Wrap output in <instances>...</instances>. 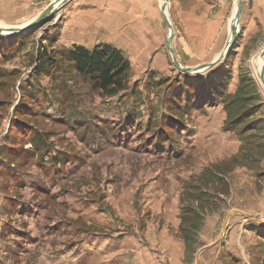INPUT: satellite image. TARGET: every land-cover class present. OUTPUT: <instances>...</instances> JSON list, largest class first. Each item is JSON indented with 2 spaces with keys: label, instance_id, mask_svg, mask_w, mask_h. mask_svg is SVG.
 Masks as SVG:
<instances>
[{
  "label": "rangeland",
  "instance_id": "374dc122",
  "mask_svg": "<svg viewBox=\"0 0 264 264\" xmlns=\"http://www.w3.org/2000/svg\"><path fill=\"white\" fill-rule=\"evenodd\" d=\"M55 1L14 0L0 29ZM69 1L0 33V264H264L256 66L203 103L208 93L185 94L190 80L167 64H130L126 89L104 97L64 57L98 39ZM40 53L54 67L35 76ZM33 136L47 145L43 161ZM53 158L56 181L42 169Z\"/></svg>",
  "mask_w": 264,
  "mask_h": 264
},
{
  "label": "crops",
  "instance_id": "0c3cea01",
  "mask_svg": "<svg viewBox=\"0 0 264 264\" xmlns=\"http://www.w3.org/2000/svg\"><path fill=\"white\" fill-rule=\"evenodd\" d=\"M13 1L0 0V9L14 6L16 2ZM162 2L76 0L71 6V10L77 6L79 12V18L75 20L85 23L86 31H95L98 39L85 45L78 42L75 45L93 48L107 44L119 48L130 64L154 65L158 70L167 64L173 74L181 73L174 67L168 49L170 31L162 16ZM237 4V0H168L164 13L173 32L169 45L176 61L188 69L215 61L226 46L232 23L235 28L233 18ZM238 26L239 33L230 51L217 65L199 74H186L215 80L217 84L211 90L217 95L222 91L230 92L243 68L254 69L258 58H261L258 66L261 69L264 62L261 57L264 52V0H241ZM147 70H142V74ZM225 81L232 83L224 86ZM262 109L264 111V107ZM200 136L194 140L199 142Z\"/></svg>",
  "mask_w": 264,
  "mask_h": 264
},
{
  "label": "trees",
  "instance_id": "16d2710c",
  "mask_svg": "<svg viewBox=\"0 0 264 264\" xmlns=\"http://www.w3.org/2000/svg\"><path fill=\"white\" fill-rule=\"evenodd\" d=\"M51 57L53 56H47L40 53L38 56V69L34 74L35 76L49 74L50 69L54 67L51 62L52 59H50ZM64 57L70 64H72L79 77L88 80L91 83L92 88L98 90L104 97H115L121 94L127 87V79L131 71L130 62L120 51L107 44L98 45L91 49H86L79 45H72L67 49L66 53H64ZM183 75L187 80H190L189 86L185 87V94H191L192 92L195 93L196 90L201 92V90L204 89L208 94L205 93L207 96H203V103L211 102L215 99V96H218L211 90V87L217 84L215 80L209 78L204 79L201 75ZM209 96H213V98L211 97V99H209ZM31 142L33 145L32 153L35 154V151L39 154L38 157H40L41 161L49 156L48 154L50 153L47 150V145H45L44 141H40V137L33 136ZM50 162V169H42L45 172V176L49 174L50 179L53 178L54 181H56L58 177L56 172H59L57 169L58 166H60L61 159L53 158ZM9 176L13 178L12 174H9ZM31 186L35 191L41 190V194L47 191L45 187L41 188L37 183H33ZM19 204L20 203L17 202L16 205L19 206ZM28 208L30 207L27 205L26 209ZM31 208L34 209L33 206Z\"/></svg>",
  "mask_w": 264,
  "mask_h": 264
},
{
  "label": "water",
  "instance_id": "95a60500",
  "mask_svg": "<svg viewBox=\"0 0 264 264\" xmlns=\"http://www.w3.org/2000/svg\"><path fill=\"white\" fill-rule=\"evenodd\" d=\"M55 2L56 3H59L58 7H61L63 4H65V2H63V1L61 2V0H56ZM167 3H168V0H163L162 7H161V12H162V16H163L164 22H165V24L167 25V27H168V29L170 31V35L168 37V49H169V51L171 53V59H172V63L174 65V67L178 71H180L181 73H184V74H199V73H202L203 71L208 70L209 68L217 65L228 54V52L230 51V49L232 47V44L234 43V41H235V39H236V37H237V35L239 33L238 19H239V14H240V11H241V0H237V3L238 4H237L236 11H235V15H234V18H233V21L234 20L236 21L237 27L234 28L233 27V23H232L230 36H229V39H228V41L226 43V46L223 49L222 53L212 63H210L208 65H204L203 67H196V68H193V69L184 68L174 58L172 49H171V47L169 45V42L172 39L173 32H172L171 26H170V24H169V22L167 20V17H166V15L164 13L165 12V9H166ZM57 8L55 6H53V5H50L48 8H46L44 10V12L38 18H36L32 22L26 24L24 27L18 28L17 30H4V29H0V33H4V32L5 33H19V32H21L23 30L30 29V28H32V27H34V26L42 23L44 21V19L46 17H48L49 15H51L53 12H55L57 10ZM261 57L264 60V52L261 55ZM257 79L260 82V84L262 85V87L264 88V62L262 64L261 69H260V72H259V78H257Z\"/></svg>",
  "mask_w": 264,
  "mask_h": 264
},
{
  "label": "bare ground",
  "instance_id": "6f19581e",
  "mask_svg": "<svg viewBox=\"0 0 264 264\" xmlns=\"http://www.w3.org/2000/svg\"><path fill=\"white\" fill-rule=\"evenodd\" d=\"M64 1V0H63ZM52 4V3H51ZM35 20V19H34ZM25 26V25H24ZM23 26V27H24ZM237 27V24H236V21H235V28ZM22 28V27H21ZM17 30V29H16ZM259 59V61H257ZM256 61H257V65L256 66V74H257V77L259 78V72H260V68L258 66H260L261 64V58H258Z\"/></svg>",
  "mask_w": 264,
  "mask_h": 264
}]
</instances>
